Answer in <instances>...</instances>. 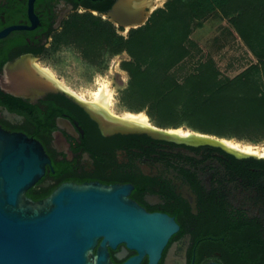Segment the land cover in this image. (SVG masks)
Here are the masks:
<instances>
[{"label": "flooded vegetation", "instance_id": "1", "mask_svg": "<svg viewBox=\"0 0 264 264\" xmlns=\"http://www.w3.org/2000/svg\"><path fill=\"white\" fill-rule=\"evenodd\" d=\"M116 2L0 0V35L7 32L0 36V74L15 65L59 82L39 64L57 35L74 15L110 21L105 14ZM84 99L62 86L28 97L0 88V127L37 140L49 158L29 198L42 201L64 184L127 186L136 206L179 226L157 264H264V180L248 166L249 159L264 158L224 139L131 122ZM109 253L114 264L138 255L123 244Z\"/></svg>", "mask_w": 264, "mask_h": 264}, {"label": "rangeland", "instance_id": "2", "mask_svg": "<svg viewBox=\"0 0 264 264\" xmlns=\"http://www.w3.org/2000/svg\"><path fill=\"white\" fill-rule=\"evenodd\" d=\"M150 3L146 23L123 30L97 14L74 15L40 66L62 87L94 102L95 93L109 85L114 114L144 115L158 128L203 134L243 147L251 145L261 152L256 156L264 158V123L258 113L249 125L237 128L238 135L219 137L194 129L189 121L164 126L152 113L150 103L144 104L145 98L133 91L140 67L148 78L165 82V86L190 90L198 82L207 88L244 82L245 91L254 88L264 97V0H232L228 5L215 6L199 21L192 19L185 0ZM114 35L125 41L121 50L112 43Z\"/></svg>", "mask_w": 264, "mask_h": 264}, {"label": "water", "instance_id": "3", "mask_svg": "<svg viewBox=\"0 0 264 264\" xmlns=\"http://www.w3.org/2000/svg\"><path fill=\"white\" fill-rule=\"evenodd\" d=\"M150 7L146 0H117L105 17L124 28L141 27ZM45 78L41 70L13 65L0 74V88L15 97L60 90L59 82ZM48 163L40 142L0 127V264H114L109 249L121 244L138 252L124 264H141L145 256L157 264L179 230L173 219L140 209L128 199L127 186L64 184L36 202L27 191Z\"/></svg>", "mask_w": 264, "mask_h": 264}, {"label": "trees", "instance_id": "4", "mask_svg": "<svg viewBox=\"0 0 264 264\" xmlns=\"http://www.w3.org/2000/svg\"><path fill=\"white\" fill-rule=\"evenodd\" d=\"M185 2L190 7L192 19L199 21L215 6L224 3L228 5L232 0ZM90 18L95 19L93 16ZM70 23L67 24L66 30ZM112 43L117 50H121L125 45V41L115 35L112 37ZM137 69L136 80L133 82L134 94L144 97V104L150 103L152 113L160 117L164 126H177L189 121V125L196 130L231 138L238 135V127L250 124L255 113L259 114V119L264 123V97H260L254 88L245 91L244 82L224 86L213 84L209 88L203 82H198L197 85L189 86L190 90H185L177 86H165V82H154L155 78H148L146 71H142L140 67ZM248 161L249 173L264 180V160ZM251 169H254V172H251ZM251 248L245 247L242 256H248Z\"/></svg>", "mask_w": 264, "mask_h": 264}, {"label": "bare ground", "instance_id": "5", "mask_svg": "<svg viewBox=\"0 0 264 264\" xmlns=\"http://www.w3.org/2000/svg\"><path fill=\"white\" fill-rule=\"evenodd\" d=\"M148 1L154 2L155 0H146V2H148ZM47 72H48V74H50L53 77V75L50 71H47ZM66 89H68V88H66ZM72 93L75 94L74 92H72ZM75 95H77V94H75ZM77 96H79V95H77ZM79 97H81V96H79ZM93 97H95V103L97 105L102 106L103 108H105L107 110H110V106L112 104V99H113V93L109 89V85L104 84L103 87L100 89V91L96 92L95 96H93ZM81 98L83 99V97H81ZM125 120L131 121V122H136L138 124H142V125H146V126H151L149 118L144 116V115H135V114L129 113L125 116ZM177 133L184 135L183 131H179ZM222 142L226 143L230 147L241 150L245 153L261 155V152L257 148H255L251 145H247V146L243 147L241 144H235L231 141L223 140ZM262 155H264V154H262Z\"/></svg>", "mask_w": 264, "mask_h": 264}]
</instances>
